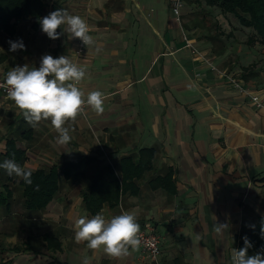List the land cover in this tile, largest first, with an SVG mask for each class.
Here are the masks:
<instances>
[{
  "label": "crops",
  "instance_id": "obj_1",
  "mask_svg": "<svg viewBox=\"0 0 264 264\" xmlns=\"http://www.w3.org/2000/svg\"><path fill=\"white\" fill-rule=\"evenodd\" d=\"M43 1L45 16L66 8L85 19L95 47L87 49L66 32L52 40L40 26L26 50L14 52L12 59L32 68L45 54L65 55L86 68L79 87L85 94L101 91L105 110L97 115L87 107L66 125L72 141L61 146L50 120L32 127L0 94V163L7 160L8 141L25 152L21 166L32 172L61 170L82 157L95 160L86 177L60 179L54 199L40 211L26 209L21 178L0 168V195H13L8 208L0 201V264H83L85 258L89 264H173L176 259L231 264L233 248H242L243 237L264 221V107L257 108L230 81L241 82L264 103V53H258L260 45L247 47L250 30L197 0H184L181 23L172 0ZM183 33L219 73L184 48ZM6 57L0 67L11 60ZM6 71L0 81L5 82ZM144 149L156 152L152 170L138 190L100 214L110 219L134 212L140 227L152 225L161 239L157 262L143 257L140 248L113 259L88 249L86 242L77 244L75 220L92 217L82 201L92 178L108 177L107 168L119 178L122 160L137 161ZM170 169L176 192L152 190L150 181ZM16 208H23V216L12 212ZM214 223L228 228L216 234Z\"/></svg>",
  "mask_w": 264,
  "mask_h": 264
},
{
  "label": "clouds",
  "instance_id": "obj_2",
  "mask_svg": "<svg viewBox=\"0 0 264 264\" xmlns=\"http://www.w3.org/2000/svg\"><path fill=\"white\" fill-rule=\"evenodd\" d=\"M41 30L56 40L63 32L79 39L84 46L95 47L96 41L90 35V25L79 15L70 14L66 8L52 11L39 21ZM62 29V32H58ZM9 51L26 50L21 40L8 41ZM99 51V49H96ZM86 76V68L72 62L62 55L54 58L45 54L39 67L29 68L28 65L13 67L6 73L5 87L8 97L20 110L24 120L32 127H37L44 120H50L51 126L58 134L56 143L66 146L72 141L70 130L66 125L74 122L78 116L85 114L90 107L97 115L103 114L105 95L99 91L87 94L79 87ZM9 176L15 175L26 184H32V171L17 164L14 159L0 163ZM254 227V226H252ZM74 239L77 244L86 242L88 249L103 251L113 259H123L132 251H139L141 245L140 225L134 212H125L107 219L97 213L91 218L81 216L74 223ZM228 225L214 223L213 231L223 234ZM264 239V227L261 229ZM244 247L233 248L231 264H264V253L248 254L253 245L247 236L243 237ZM83 264H89L87 258Z\"/></svg>",
  "mask_w": 264,
  "mask_h": 264
},
{
  "label": "trees",
  "instance_id": "obj_3",
  "mask_svg": "<svg viewBox=\"0 0 264 264\" xmlns=\"http://www.w3.org/2000/svg\"><path fill=\"white\" fill-rule=\"evenodd\" d=\"M207 7L216 8L222 14L231 16L239 26L251 31L247 45L264 47V0H197ZM47 11V5L43 0H0V38H9L16 41L19 24L30 22L31 29L37 32L40 28V19ZM7 60L5 54H0V64ZM249 69V68H248ZM248 69L244 70L246 72ZM5 157L14 159L19 165L25 162V152L18 149L14 141H8ZM156 156L154 150L144 149L140 151L138 160L127 157L122 160L121 176L118 178L110 168H107L108 177L100 174L90 181L89 186L82 194V201L86 211L94 216L100 213L104 206L115 207L122 195L138 190V183L142 181L145 173L153 168V160ZM95 160L89 157H82L80 160L67 164L59 170L51 168H40L32 172V184H26L22 179L19 185L23 188L22 197L24 205L29 211H40L45 209L52 202L59 190L60 179L84 178L86 170ZM174 171L168 170L163 177H156L150 181L152 190H164L169 194L176 192L173 179ZM8 181H10L8 179ZM8 188V186H7ZM0 195L3 205L9 206L12 193ZM264 221L252 231L249 240L252 247L248 249L249 255L257 252L264 253V239L261 238V229ZM52 240V239H51ZM244 247V243H242ZM15 250V249H14ZM173 264H182L179 259Z\"/></svg>",
  "mask_w": 264,
  "mask_h": 264
},
{
  "label": "built area",
  "instance_id": "obj_4",
  "mask_svg": "<svg viewBox=\"0 0 264 264\" xmlns=\"http://www.w3.org/2000/svg\"><path fill=\"white\" fill-rule=\"evenodd\" d=\"M171 7H172V13L175 16L176 21L178 23H181V11L184 7V0H172ZM182 35H183L184 48L189 50L192 55L204 59L206 65L209 66L211 71L219 73L218 69L213 65V63H211L201 55L199 50L195 47L194 42L190 40L187 34L183 33ZM230 81L231 84L240 93L246 94L247 97L250 98V100L254 103V105L257 108L261 109L264 107V103L261 100V98L256 95H250L248 91L244 88V86L241 84V82H238L235 79H230ZM0 94L5 98L10 99L7 95L4 81H0ZM140 237H141L140 249L143 257L150 260L151 262H157L158 257L161 253V239L160 236L156 233L155 228L149 224L144 227H140Z\"/></svg>",
  "mask_w": 264,
  "mask_h": 264
},
{
  "label": "rangeland",
  "instance_id": "obj_5",
  "mask_svg": "<svg viewBox=\"0 0 264 264\" xmlns=\"http://www.w3.org/2000/svg\"><path fill=\"white\" fill-rule=\"evenodd\" d=\"M30 24H31L30 22H24V23L19 24L17 36L15 37L16 41L22 39V41H23V43L25 45V48H27L29 46L31 37H33V30L31 29V27H30L31 25ZM250 35H251V31H247V35H246V45H247L248 39L250 38ZM9 40L10 39L7 38V37H5L4 39H1L0 38V54L1 53L6 54L11 59L10 61H8L6 63V65H3V66L0 67V73H2V72L5 71V67H7V71H9L13 67H16L18 65L19 66H23L20 63V61L18 63L17 60H13L12 59L14 57V52L9 51V48H10V45L8 43ZM247 47L250 48V49H252V47H249L248 45H247ZM259 48H260V50L258 51V53L259 54H263L264 53V47L263 46H260ZM22 51L24 52L25 50H22ZM17 52L21 53L20 51H17ZM262 58H264V56H262ZM5 74L6 73H4V76H6ZM15 195H17V194H15ZM15 210L17 211V214L18 215H22L23 216V214H24V213H22V212H24L23 208L22 209L21 208H19V209L16 208L14 210L12 209V212L15 213ZM0 211L2 212V214L4 213V209L1 208V207H0Z\"/></svg>",
  "mask_w": 264,
  "mask_h": 264
}]
</instances>
